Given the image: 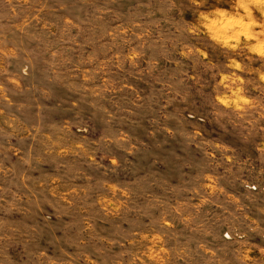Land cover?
I'll list each match as a JSON object with an SVG mask.
<instances>
[{
    "label": "rangeland",
    "instance_id": "1",
    "mask_svg": "<svg viewBox=\"0 0 264 264\" xmlns=\"http://www.w3.org/2000/svg\"><path fill=\"white\" fill-rule=\"evenodd\" d=\"M0 264H264V0H0Z\"/></svg>",
    "mask_w": 264,
    "mask_h": 264
}]
</instances>
